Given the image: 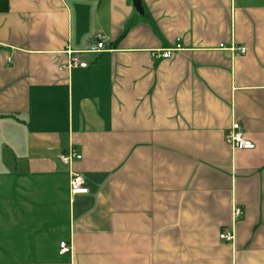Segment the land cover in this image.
Wrapping results in <instances>:
<instances>
[{"label":"crops","instance_id":"1","mask_svg":"<svg viewBox=\"0 0 264 264\" xmlns=\"http://www.w3.org/2000/svg\"><path fill=\"white\" fill-rule=\"evenodd\" d=\"M141 4L0 12V264H264V0Z\"/></svg>","mask_w":264,"mask_h":264},{"label":"built area","instance_id":"2","mask_svg":"<svg viewBox=\"0 0 264 264\" xmlns=\"http://www.w3.org/2000/svg\"><path fill=\"white\" fill-rule=\"evenodd\" d=\"M107 36L104 33H98L94 36V41L90 42L84 52L99 53L106 48ZM177 48L179 44L176 45ZM174 48H164L160 53H155L156 56L163 58H169ZM230 50L235 53H244L245 48L242 46H231ZM69 52V60L66 67H87L88 62L80 60V58ZM225 141L233 147L251 149L254 147V143L246 139L241 129V124L238 121H233L230 129L225 134ZM82 157L81 153L78 152L74 147H70L65 153L60 155L61 160L70 166L69 175V191L71 194H84L88 192L86 181L84 176L72 168L73 162ZM239 213V208H234V215ZM223 239L232 240L234 235L232 231H222L219 235ZM70 251V244L63 241L60 243V253Z\"/></svg>","mask_w":264,"mask_h":264},{"label":"water","instance_id":"3","mask_svg":"<svg viewBox=\"0 0 264 264\" xmlns=\"http://www.w3.org/2000/svg\"><path fill=\"white\" fill-rule=\"evenodd\" d=\"M133 6L136 10L137 13L142 14L143 13V8L141 4V0H132Z\"/></svg>","mask_w":264,"mask_h":264},{"label":"trees","instance_id":"4","mask_svg":"<svg viewBox=\"0 0 264 264\" xmlns=\"http://www.w3.org/2000/svg\"><path fill=\"white\" fill-rule=\"evenodd\" d=\"M9 0H0V12H5L8 9Z\"/></svg>","mask_w":264,"mask_h":264}]
</instances>
